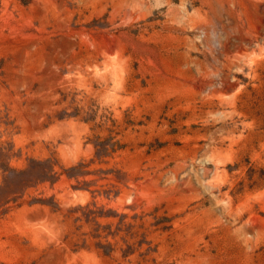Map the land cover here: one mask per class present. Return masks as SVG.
Returning a JSON list of instances; mask_svg holds the SVG:
<instances>
[{
  "label": "rangeland",
  "instance_id": "obj_1",
  "mask_svg": "<svg viewBox=\"0 0 264 264\" xmlns=\"http://www.w3.org/2000/svg\"><path fill=\"white\" fill-rule=\"evenodd\" d=\"M0 264H264V0H0Z\"/></svg>",
  "mask_w": 264,
  "mask_h": 264
}]
</instances>
